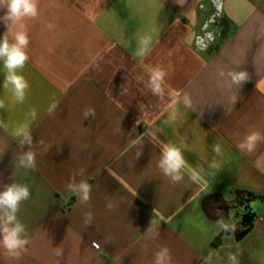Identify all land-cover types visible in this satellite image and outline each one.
Returning a JSON list of instances; mask_svg holds the SVG:
<instances>
[{"label":"crops","instance_id":"crops-1","mask_svg":"<svg viewBox=\"0 0 264 264\" xmlns=\"http://www.w3.org/2000/svg\"><path fill=\"white\" fill-rule=\"evenodd\" d=\"M217 8L221 38L199 50L195 37ZM26 26L23 103L3 88L0 64V189L29 187L17 213L29 243L19 259L0 248V264H153L164 247L172 264H264V143L252 153L238 147L249 131L264 133V0H40ZM145 35L150 50L140 56ZM156 67L167 73L163 98L147 87ZM221 70L249 73L236 103ZM88 109L95 115L85 118ZM24 124L37 153L31 170L13 135ZM160 141L187 162L178 184L158 168ZM80 181L92 188L87 204L68 188ZM244 194L259 213L239 239L245 224L235 217L236 230L224 231L220 222Z\"/></svg>","mask_w":264,"mask_h":264},{"label":"clouds","instance_id":"clouds-1","mask_svg":"<svg viewBox=\"0 0 264 264\" xmlns=\"http://www.w3.org/2000/svg\"><path fill=\"white\" fill-rule=\"evenodd\" d=\"M40 0H0V10H3V15H0V23L5 25L6 31L0 37V64H2L3 88L10 89L15 100L23 103L27 90L30 85L28 80L21 74V71L29 61V45L30 37L26 26L27 20H34L39 16ZM15 26V31L12 30ZM48 28H54L53 24H49ZM139 48L137 54L140 56L146 55L150 50L151 36H141L139 38ZM167 73L159 68H153L150 72L147 81V87L153 96L163 98L166 94L165 78ZM220 78L227 76L230 80V87H235L237 93L231 97V101L236 103L238 100V91L250 79L249 73L246 70H232L225 73L221 70L218 73ZM123 90V88H122ZM180 96V93H176ZM182 102L185 108L192 106V99L189 95L184 94ZM173 104L176 100L173 99ZM5 107L3 100H0V109ZM50 114L52 109L49 110ZM95 115L94 110L88 109L84 116ZM32 121L36 120V111L30 112ZM177 117V111L173 110L168 118L169 122H174ZM2 126V124H0ZM13 135L22 138V144L27 147V150L21 155L19 164L25 169H34L36 167L37 153L32 150L33 137L29 130V125L24 124L18 126ZM42 144L43 141H40ZM264 143V133L260 131H249L244 139L238 144L241 151L252 153L256 150L259 144ZM160 159L158 168L161 173L167 177L171 183L178 184L183 180V169L187 166L182 151L179 147L172 143L159 142ZM217 154H220V147L217 145L213 149ZM139 157V155H138ZM70 191L75 192L79 196L81 204H87L91 198V185L87 182L80 181L79 183H70L68 185ZM31 196L29 187L20 182H13L4 185L0 189V248H3L7 255L19 259L21 254L27 251L29 240L26 237V227L18 219L17 213L21 205ZM108 208L113 205L109 203ZM92 223V213H85L84 224L88 226ZM220 228L224 231H235V223L221 221ZM156 235H159L157 232ZM57 257L62 256V250L57 248L55 251ZM235 259V257H230ZM153 264H172L169 250L164 247L157 251L154 255Z\"/></svg>","mask_w":264,"mask_h":264},{"label":"built area","instance_id":"built-area-1","mask_svg":"<svg viewBox=\"0 0 264 264\" xmlns=\"http://www.w3.org/2000/svg\"><path fill=\"white\" fill-rule=\"evenodd\" d=\"M214 2L221 0H213ZM221 10L217 8L216 12L207 20L203 25L202 30L195 37V46L199 50H208L220 37L221 31L219 30ZM259 221L264 225V216L259 217Z\"/></svg>","mask_w":264,"mask_h":264},{"label":"flooded vegetation","instance_id":"flooded-vegetation-1","mask_svg":"<svg viewBox=\"0 0 264 264\" xmlns=\"http://www.w3.org/2000/svg\"><path fill=\"white\" fill-rule=\"evenodd\" d=\"M252 198L253 197L250 194H244L239 196L236 201L225 206L227 210L232 209L236 214V225L238 227H240L239 225L248 222L249 218L255 212L257 204L253 202Z\"/></svg>","mask_w":264,"mask_h":264},{"label":"water","instance_id":"water-1","mask_svg":"<svg viewBox=\"0 0 264 264\" xmlns=\"http://www.w3.org/2000/svg\"><path fill=\"white\" fill-rule=\"evenodd\" d=\"M258 205L256 206L255 212L253 213V215L249 218L248 222L245 223V228L239 232V239L243 238L247 232L249 231V229L251 228V226L253 225V222L255 220V218L257 217L258 213H259V209H258ZM236 217V214L234 212H227L226 218H223L224 221H231L232 219H234ZM226 219V220H225Z\"/></svg>","mask_w":264,"mask_h":264},{"label":"trees","instance_id":"trees-1","mask_svg":"<svg viewBox=\"0 0 264 264\" xmlns=\"http://www.w3.org/2000/svg\"><path fill=\"white\" fill-rule=\"evenodd\" d=\"M226 32V28L223 29V34Z\"/></svg>","mask_w":264,"mask_h":264},{"label":"rangeland","instance_id":"rangeland-1","mask_svg":"<svg viewBox=\"0 0 264 264\" xmlns=\"http://www.w3.org/2000/svg\"><path fill=\"white\" fill-rule=\"evenodd\" d=\"M219 40H220V37L216 40V42L219 41Z\"/></svg>","mask_w":264,"mask_h":264}]
</instances>
